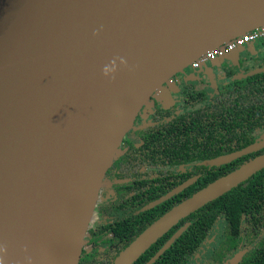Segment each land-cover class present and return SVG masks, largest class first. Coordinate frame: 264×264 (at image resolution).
<instances>
[{
	"label": "water",
	"instance_id": "95a60500",
	"mask_svg": "<svg viewBox=\"0 0 264 264\" xmlns=\"http://www.w3.org/2000/svg\"><path fill=\"white\" fill-rule=\"evenodd\" d=\"M262 25L264 0H0V264H78L106 170L141 106L200 55ZM263 168L264 153L172 206L114 264H132Z\"/></svg>",
	"mask_w": 264,
	"mask_h": 264
},
{
	"label": "flooded vegetation",
	"instance_id": "af4514ba",
	"mask_svg": "<svg viewBox=\"0 0 264 264\" xmlns=\"http://www.w3.org/2000/svg\"><path fill=\"white\" fill-rule=\"evenodd\" d=\"M192 65L153 92L123 136L106 170L78 264H114L153 220L264 153V145L243 151L264 140V29L253 40ZM253 175L239 184L250 189L237 229L233 216L231 226L219 212L186 264H218L216 253L223 250V260L246 250L243 259L264 245V173L258 181ZM184 183L182 190L149 207ZM251 186L256 187L253 195Z\"/></svg>",
	"mask_w": 264,
	"mask_h": 264
},
{
	"label": "trees",
	"instance_id": "16d2710c",
	"mask_svg": "<svg viewBox=\"0 0 264 264\" xmlns=\"http://www.w3.org/2000/svg\"><path fill=\"white\" fill-rule=\"evenodd\" d=\"M264 169L257 172L253 177L258 181L262 178ZM249 187L238 185L230 191L223 194L221 197L207 203L205 206L199 208L187 217L181 219L175 226H173L162 237L157 239L133 264H142L146 262L169 238L170 236L185 222L189 225L187 229L177 238L172 245L153 263V264H186L196 252L200 242L204 239L206 231L214 223L219 212H223L224 216L231 221L232 216L235 218V228L237 229V220L244 210V201L249 194ZM256 191L255 186H251L250 194L253 195ZM161 212H158V215ZM152 221V220H151ZM141 228L140 230H142ZM235 242L228 244V247H233ZM264 245L258 246L250 251L239 264H264ZM225 249V248H224ZM223 251H219L216 255L218 264L225 261L222 256ZM228 257V256H227ZM230 257V256H229Z\"/></svg>",
	"mask_w": 264,
	"mask_h": 264
},
{
	"label": "built area",
	"instance_id": "2783aa9c",
	"mask_svg": "<svg viewBox=\"0 0 264 264\" xmlns=\"http://www.w3.org/2000/svg\"><path fill=\"white\" fill-rule=\"evenodd\" d=\"M264 29V25L260 26L259 28H256L254 30H250L247 31L245 34L239 35L227 42H225L224 44L217 46L216 48L210 49L208 51H206L205 53H203L202 57H198L197 59H195L193 61V67H197L199 60H201L202 58H206V59H211L213 58L214 55H217L218 52H226V51H230L233 48L243 45L246 42H249L251 40L254 39L255 36H257L258 31Z\"/></svg>",
	"mask_w": 264,
	"mask_h": 264
},
{
	"label": "clouds",
	"instance_id": "9594fccd",
	"mask_svg": "<svg viewBox=\"0 0 264 264\" xmlns=\"http://www.w3.org/2000/svg\"><path fill=\"white\" fill-rule=\"evenodd\" d=\"M121 63L123 64L125 63V61L121 59ZM114 69H115V62H113V67L111 69L109 67H105L103 71L105 75H108L110 72L114 71Z\"/></svg>",
	"mask_w": 264,
	"mask_h": 264
}]
</instances>
